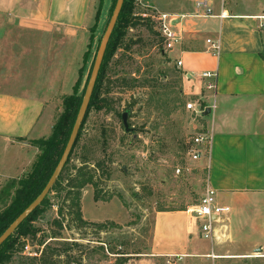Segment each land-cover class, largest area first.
<instances>
[{"label":"rangeland","instance_id":"rangeland-1","mask_svg":"<svg viewBox=\"0 0 264 264\" xmlns=\"http://www.w3.org/2000/svg\"><path fill=\"white\" fill-rule=\"evenodd\" d=\"M154 1L136 0L135 15L157 11L168 14L172 10L173 4H168L167 0ZM111 4L112 0H103L101 15L89 41L99 0H51L50 19L68 25L80 23L74 37L68 34L65 41H57L62 47L58 52L59 65L64 63L66 72L59 79L60 89L50 92L41 120L25 132L27 138L19 142L21 145L0 138V182H4L0 190L12 180L16 181L17 188L18 180L30 172L38 153L30 142L50 135L54 122L62 114V98L73 93L78 71L75 94L81 104L98 45L111 15ZM42 55H45L43 51ZM107 76L111 84L105 96L110 100V110L86 112L70 163L79 167L83 160L88 166L102 162L97 182L104 199L95 202L94 189L87 186L81 191L80 209L83 220L104 224L106 230L99 232L86 227L79 234L66 229L60 232V238L51 239L57 232L53 220L60 206V199L51 194L50 208L39 219L28 223L39 230L36 237L20 241L21 247L28 245L30 252L41 254L43 245L58 250L57 262L117 264L116 260L120 259L115 254L126 253L125 264H145L155 213L186 211L198 203L207 187L208 148L197 150L200 155L197 161L184 153V148L191 146L199 135L201 118L209 115L203 117L186 109L188 103L198 106L200 99L183 94L184 79L164 51L153 24H142L127 31L122 47L112 57ZM40 77L44 82L45 69ZM43 91L24 93L43 97L46 93ZM26 108L27 114L31 108ZM123 113L127 114L128 133L122 126ZM26 126L19 125L16 134H22ZM260 204L257 200L245 204L230 226V238L218 244L216 258H185L176 264H264V234L250 230L257 223L259 227L264 224V219L258 218ZM2 208L0 202V212ZM227 224L231 222L227 220ZM64 242H78L82 247L68 251L62 245ZM207 246L206 252H209L210 245ZM257 249L260 252H256ZM25 257L23 251H19L9 264H30ZM153 263L165 264V261L155 259Z\"/></svg>","mask_w":264,"mask_h":264},{"label":"crops","instance_id":"crops-1","mask_svg":"<svg viewBox=\"0 0 264 264\" xmlns=\"http://www.w3.org/2000/svg\"><path fill=\"white\" fill-rule=\"evenodd\" d=\"M167 1L173 4L168 14L179 20L174 28L182 34L181 44L168 54L174 65L181 62L183 94L199 98L210 110L208 118H201L202 129L211 136L207 186L215 191L219 206L231 208V216L221 218L217 240L208 242L185 211L155 213L145 264L164 262L169 256L183 257L180 262L216 258L220 241L230 238L232 222L254 200L261 203L258 218L264 219V0H209L216 16L221 11L229 16L222 20L195 17L196 0ZM50 4L51 0H0V138L12 144H20L16 138H27L24 134L41 120L50 92L60 89L66 66L59 65L62 47L57 41H65L68 34L74 37L80 23L50 19ZM206 40L219 41L218 56L207 50ZM205 72L217 73L213 94L205 92L199 80ZM25 91L46 93L36 97ZM26 107L31 108L27 114ZM19 125H27L22 134H16ZM227 220L231 224L225 225ZM259 226L250 230L264 234V224Z\"/></svg>","mask_w":264,"mask_h":264},{"label":"trees","instance_id":"trees-1","mask_svg":"<svg viewBox=\"0 0 264 264\" xmlns=\"http://www.w3.org/2000/svg\"><path fill=\"white\" fill-rule=\"evenodd\" d=\"M112 0L110 12L114 7ZM103 0H99V6L95 13L94 25L90 28L89 41L92 40V33L95 31L97 21L101 15V4ZM115 4V3H114ZM136 0H124L116 25L113 29L107 48L101 63V67L97 76V80L90 98L87 111L94 109L95 111L110 110V100L107 98L108 88L111 84L107 74L108 67L113 55L122 47L126 33L130 29H134L142 24L148 25V21H143L135 17ZM89 45V44H88ZM86 54H84L83 59ZM264 60V54H261ZM80 71H78V79L72 87V95L62 98V114L58 116L54 122L51 133L47 138H40L30 142L31 146L36 148L38 155L31 167L30 172L24 179L18 180V187H15V180H12L4 188L0 190V202L3 204V210L0 212V235L7 227L38 197L44 189L49 178L51 177L69 138L72 125L75 121L76 113L79 108L80 98L76 96V88L79 82ZM199 99H197L198 101ZM198 104L205 111V106L201 100ZM203 127V126H202ZM205 133L201 128L198 134ZM79 135V133H78ZM78 137V136H77ZM17 142L25 141L24 138H16ZM77 141V139H76ZM190 145L184 148V153H188ZM63 167L59 177L52 186L46 198L40 206L30 214V216L15 230V232L0 246V264H9L14 256L22 251L20 241L24 238L34 239L39 230L28 225L29 222H34L39 219L48 208H50L49 196L55 194L60 199V206L57 210L56 219L53 220V225L57 232L53 233L51 239L60 238V232L66 229L74 230L81 234V231L86 227L95 228L96 231H105L104 224H91L83 220L80 209L81 191L87 186L94 189L93 199L95 202L103 200L101 192L98 190L97 173L101 171L102 162H95L88 166L86 161H82L79 167L72 166L71 157ZM8 204V205H7ZM185 209H180V211ZM42 246V242L39 244ZM65 250L74 251L82 247L78 242H64L62 244ZM41 254L37 258L25 257L26 262L30 264H69L68 261L57 262L60 257V252L56 249L49 248L48 245H43ZM117 264H125L126 253H117ZM37 259V260H36ZM38 261V263H34Z\"/></svg>","mask_w":264,"mask_h":264},{"label":"built area","instance_id":"built-area-1","mask_svg":"<svg viewBox=\"0 0 264 264\" xmlns=\"http://www.w3.org/2000/svg\"><path fill=\"white\" fill-rule=\"evenodd\" d=\"M195 17L200 18H218L220 20L228 18L229 16L225 11H221L217 16L213 13L209 0H196L195 1ZM143 21H148L156 27L158 36L162 42L163 49L166 53L174 51L182 42V34L174 28L175 22L179 20L174 16L166 13H141L138 16ZM184 16L180 17V19ZM176 19V20H175ZM205 43L208 45V51L215 56L219 54V41L217 40H206ZM176 69L180 70L181 62H175ZM199 80L202 83L203 90L208 93H214L217 88V73L216 72H205L200 74ZM186 109L194 114L202 115L203 110L198 104L196 106L194 103L186 104ZM211 143V136L209 134H199L193 139V142L189 148L188 155L193 161L199 159V148L207 147L209 148ZM191 216V218L196 222L197 228L201 239L204 241L212 242L217 240L216 226L221 222V218L227 216L230 213V209L227 206H219L216 202V193L209 186L204 190L198 203L191 206L185 211ZM23 255L29 258L39 257L38 252H30L28 245H23ZM183 257L179 256H169L165 260V264H176L180 262Z\"/></svg>","mask_w":264,"mask_h":264},{"label":"water","instance_id":"water-1","mask_svg":"<svg viewBox=\"0 0 264 264\" xmlns=\"http://www.w3.org/2000/svg\"><path fill=\"white\" fill-rule=\"evenodd\" d=\"M124 0H116L114 7L112 9L111 15L109 17V20L107 22L106 28L104 30V33L102 35V38L100 40V43L98 45L93 65L91 68V72L84 90V94L82 97V101L79 107V110L77 112L74 124L72 126L69 138L67 140V143L65 145V148L61 154V157L51 175L49 178L47 184L45 185L44 189L41 191V193L38 195V197L7 227V229L0 235V246L15 232V230L34 212L35 209H37L42 201L46 198L48 193L50 192L52 186L56 182L57 178L59 177L63 167L65 166L69 155L73 149V146L76 142L78 133L80 131V128L82 126L85 114L88 109V105L90 102V98L97 80V76L101 67V63L107 48V44L109 42V39L111 37V34L113 32V29L116 25L118 16L120 14L122 5ZM210 113V110L207 108L202 113L201 116H208ZM121 122L122 126L124 128L125 133H128L130 131L128 124H127V114L123 113L121 116ZM256 252H260V249H257Z\"/></svg>","mask_w":264,"mask_h":264}]
</instances>
